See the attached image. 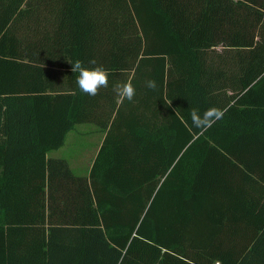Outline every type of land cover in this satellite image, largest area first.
<instances>
[{
    "label": "trees",
    "instance_id": "16d2710c",
    "mask_svg": "<svg viewBox=\"0 0 264 264\" xmlns=\"http://www.w3.org/2000/svg\"><path fill=\"white\" fill-rule=\"evenodd\" d=\"M0 264H264V0H0Z\"/></svg>",
    "mask_w": 264,
    "mask_h": 264
},
{
    "label": "clouds",
    "instance_id": "9594fccd",
    "mask_svg": "<svg viewBox=\"0 0 264 264\" xmlns=\"http://www.w3.org/2000/svg\"><path fill=\"white\" fill-rule=\"evenodd\" d=\"M69 63L72 64V71L78 73L77 84L83 93L89 96H96L101 89L108 87L109 72L103 67L87 68L83 66L80 60H76L74 63L69 61ZM89 63L96 64V61L93 59L89 61ZM146 86L151 90H155L157 88V83L155 80H148ZM113 91L116 93L121 103H123L125 99L129 102L133 101L136 95V90L130 82L116 84ZM223 116V110L216 107H211L202 114L196 108L190 111L192 126L202 131L210 128L216 121L222 119Z\"/></svg>",
    "mask_w": 264,
    "mask_h": 264
},
{
    "label": "rangeland",
    "instance_id": "374dc122",
    "mask_svg": "<svg viewBox=\"0 0 264 264\" xmlns=\"http://www.w3.org/2000/svg\"><path fill=\"white\" fill-rule=\"evenodd\" d=\"M85 132H87L89 134H92V132L94 133V136H92V137L89 136L87 138V140L85 141V145L88 146V149H87L88 152L90 150L89 146H91L92 143L94 145V148H96L95 147L96 146L95 143H98V141L100 140L102 134L99 133L100 131H98V129L96 127H94L93 125L81 124V125L75 126V128L72 131H70V133L67 135V139H66V142H65L63 148H61L58 151L52 152L49 155L52 156V157H55V158H63V157H61V154H63L65 159L68 160V163H69L70 167L74 171H77L78 173H84L85 170H86L85 166H87L90 163L92 155H94L96 152H94V151H93L94 153H91V152L88 153L87 152L86 154L79 155L78 159H75L74 153H77L76 151L78 150V148L73 143H71V140H73L74 137H75V140H77V139H79L80 136L83 137L84 140H85V138L87 137V136L84 135ZM94 141H95V143H94ZM73 161H74V163H76L75 165L73 164ZM82 164H83V166H82Z\"/></svg>",
    "mask_w": 264,
    "mask_h": 264
},
{
    "label": "crops",
    "instance_id": "0c3cea01",
    "mask_svg": "<svg viewBox=\"0 0 264 264\" xmlns=\"http://www.w3.org/2000/svg\"><path fill=\"white\" fill-rule=\"evenodd\" d=\"M70 133V132H69ZM68 133V134H69ZM81 133V132H80ZM67 134V135H68ZM85 136H87L86 138H85V140H84V138L83 137H81L80 135V137H79V139H77V140H75V137L73 138V140H71V143H73L77 148H78V150L76 151L77 153H74V157H75V159H78V156L79 155H83V154H86L87 152H88V146L87 145H85V141L87 140V138L89 137V136H94V133L92 132V134H89V133H87V132H85V134H84ZM66 139H67V136H66ZM101 140H102V136H101V138H100V140L98 141V143H95V141H94V143H95V147L96 148H94V145H93V143H92V145L91 146H89V152L88 153H94V152H96L97 153V151H98V148H99V145H100V142H101ZM93 141V140H92ZM91 141V142H92ZM65 142H66V140H65ZM63 147H64V145H63ZM63 147H61V148H63ZM60 148V149H61ZM96 150H94V149ZM60 149H58V150H60ZM58 150H56V151H58ZM79 151V152H78ZM94 151V152H93ZM53 152H55V151H53ZM52 153V152H51ZM96 153L94 154V155H92V157H91V160H90V163L87 165V166H85V172L90 168V166H91V164H92V161H93V159H94V157H95V155H96ZM61 157H63V158H65L64 157V155L63 154H61ZM55 158V157H54ZM74 159V160H75ZM67 160V159H66ZM68 161V160H67ZM73 164L75 165L76 163H74V161H73ZM82 166H83V164H82ZM74 167V166H73Z\"/></svg>",
    "mask_w": 264,
    "mask_h": 264
}]
</instances>
